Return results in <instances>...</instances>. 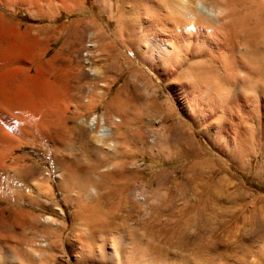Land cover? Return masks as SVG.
I'll list each match as a JSON object with an SVG mask.
<instances>
[{
	"label": "rangeland",
	"instance_id": "1",
	"mask_svg": "<svg viewBox=\"0 0 264 264\" xmlns=\"http://www.w3.org/2000/svg\"><path fill=\"white\" fill-rule=\"evenodd\" d=\"M145 1L106 0L113 6L105 11L97 0H81L80 10L63 8L54 20L26 5L11 9L23 32L32 26L26 39L35 49L47 48L30 74L40 71L49 94L27 135L15 133L19 148L12 156L35 164L25 205L30 216L14 222L11 192L0 195L7 217L0 222L1 247L33 246L32 258L25 262L11 252L6 264H264V5L242 8L237 17L241 56L246 59L251 46L259 57L250 62L259 69L252 64L251 79L227 82L219 57L189 49L184 71L206 61L212 81L220 80L212 82L220 86H213L216 95L205 96L193 93L182 70L165 79L146 60ZM85 18L101 25L105 40L94 27L72 29ZM63 24L61 33L41 29ZM90 60L113 85L105 101H94L75 119L78 66L87 71ZM216 72L222 75L215 78ZM176 86L187 98L185 108L181 96L172 98ZM104 114L122 119L115 130ZM80 118L91 130L78 133Z\"/></svg>",
	"mask_w": 264,
	"mask_h": 264
},
{
	"label": "bare ground",
	"instance_id": "2",
	"mask_svg": "<svg viewBox=\"0 0 264 264\" xmlns=\"http://www.w3.org/2000/svg\"><path fill=\"white\" fill-rule=\"evenodd\" d=\"M66 1L67 0H0V7L5 6V10L0 12V171L5 172V174H3L4 172H2L4 177H0V195L3 196L7 191H9V193L11 192L9 195H7V197L10 196L8 200L11 202L12 201L11 198H12L17 205V210L14 209L15 211L11 216L13 217L14 222L17 220L20 221L23 219L25 220V217L29 215V213H31L29 212V210L25 209L26 207L25 205L27 203L29 204L32 198V196L29 194L30 191L28 190L29 178L31 175L34 174V169H35V164L26 163L25 155L14 156V157L12 156V153L17 148H19V146L16 147L15 145V142L17 141V137L15 136V133L18 132L21 133L22 135L25 136L27 135V132L29 131L30 128L29 127L30 119L32 116H36L43 111V109L45 108V102L48 99L47 95L49 94V91H47L48 83L44 81V78L39 70L37 74H35V76H33V74H30V71L33 68L34 64L37 65L41 64L42 62L41 59L43 55L47 53V48L43 47L37 50L38 49L37 47L39 46H36L35 43L34 45H32L33 42L32 43L29 42L31 41L29 39L31 37L30 34H32L30 32L32 30V26L27 27L26 30L24 29L25 32H23L21 29V25L16 23V21L12 18L13 15L11 16V9L17 5H26L28 6L31 13L37 15V17H47L54 20L58 17V12L62 11L63 8L67 9V11L69 10L70 12L74 10H80L81 0H70L71 2L70 4L72 7L71 6L66 7L68 6L65 4ZM146 1L148 3L146 4L147 10H144V12L146 11L145 13L147 15V22H148L147 28L149 27L148 28L149 36L148 38L143 39L144 40L143 45L145 47L144 52L146 54L145 58L146 60H148V62H150L153 66L157 68L160 75H163L165 79H172L174 76H176L178 72H181L182 70V72L186 73L187 78H189L188 76H190L189 79L190 81H188L190 82L189 88L191 90H194L193 93L196 92L200 93L202 92V90L203 92L205 91L204 95L206 93L208 94L210 93L213 94L214 96L215 92L217 93V90L220 88V86L217 85L214 86V84L216 83V81H218V79L214 80L215 83L214 81H212V79L210 78L211 75L209 74L210 68L207 65L208 63L206 61L205 62L202 61L205 64L204 63L197 64V62H195L197 64L195 65L192 63V65L189 67V69L186 70V72L182 68L183 65L187 63L186 61L188 60L189 49H191L192 47L195 48L196 52L200 53L202 56H209V58L210 56L211 58L216 57L215 60H217V57H219L221 61L219 60L218 64H220L221 62L222 68L221 67L220 68L224 69V73H225L224 79L227 80V82L232 81L235 83H239L240 81H243V79H245L246 77L247 78L249 77L251 79L250 76L253 75L252 68L253 70L255 69V71L256 69L257 71L259 70L257 67L258 65L256 66L253 64L255 62L254 60H259V57L258 59H256L257 57L256 55L255 57H253L254 56L253 49L251 48V46H246L245 44L246 50L248 51L249 55L246 56V59L243 58L244 55L241 56L240 54L241 44L239 43L236 29H237V20H238L237 17L241 9L242 8L247 9L249 7H253L254 5H258L262 7L264 5V0H237L239 2V5L238 3L234 4L236 0H146ZM97 2L101 6L102 10L105 11L108 10L107 8L113 6V5L110 6L109 3L108 6L106 0H97ZM110 12L113 13V10H110ZM66 26L67 25L63 24L60 27L54 26L53 28L52 27H48V28L40 27V28L46 29L47 31H53V33L54 32L61 33L63 28H66ZM90 27L96 28L100 38L105 40L106 37L105 34L103 33V28L101 27L100 24L95 23L93 20L86 18L83 20H75L72 29L79 30L82 28V31L85 32V30H87ZM248 27H250V25ZM28 35H29V39H26ZM254 43H256L255 39H254ZM102 46H104V44ZM40 50L42 51V53ZM249 52L250 53L252 52V54H250ZM195 55L196 54H194V56ZM202 59L204 60L205 58ZM250 62H253L252 63L253 66L256 67L251 68L252 64L250 66ZM214 63L216 64V62ZM212 65L210 66L212 67ZM87 66H88L86 68L87 71L83 70L82 67L78 66V71H77L78 83L75 88L76 89L75 119H77V117H80V115L82 117L83 112L87 110L94 101L95 102L105 101L108 95V91L113 85L112 83L107 81L108 77L101 76L99 74L100 72L98 73L97 68L96 69L95 67L92 68L91 60L87 62ZM216 66L219 67L220 65L216 64ZM216 66L214 68L215 71L217 68ZM217 71L219 72L220 70ZM240 73H243L244 76L241 75ZM221 75H218L217 73V76L215 78ZM212 77H214V75H212ZM100 81L103 82L101 84L102 87L98 88L97 83H100ZM176 81L177 80L175 79V82ZM219 81L217 83L220 85ZM86 84H88V86ZM213 86L218 87V89L215 92ZM234 86L237 85L234 84ZM223 87L225 88V86ZM223 87L222 89H224ZM179 89L180 87L178 86H176L174 89L172 88V93H173L172 98L173 100L177 101L178 100L177 97L179 96V100H180V96H181L180 106L185 108L187 107L188 101L185 96L181 95ZM219 91L221 92V89ZM221 95L223 96L224 94ZM209 100L210 102L212 101L211 99ZM113 101L117 102L116 103L117 105L118 102L120 104L122 102L117 100L116 101L113 100ZM108 102L109 101L105 103ZM108 106L106 104V107ZM111 107L112 106H110L109 108ZM118 109H120V107H118L117 110ZM111 115L113 116L114 114ZM122 116L124 117V115ZM82 118H80L79 122L76 125V129L78 130V133L86 132L88 129L87 126L89 127V129L91 127L90 122L89 121L85 122V120ZM101 119L104 120L106 124L108 123L110 129L113 130H115L114 127L116 126L118 127L120 121H122V119L118 115L114 117H110V115L108 114L102 115ZM97 121L98 120H96V122ZM19 143H21V141ZM115 143L116 140L114 144ZM10 159H12L11 163L8 162ZM9 183H11L12 185L10 184L11 185L10 186ZM6 184H8V186L11 188H8ZM42 187L43 186H41V188L38 189L39 196L45 194L44 189ZM4 210L5 209L0 207V222L6 221L7 217H5L4 215ZM30 247L24 246L23 243V245L17 248L18 250L17 249L14 250L11 247L9 249H6L5 247L4 248L1 247L0 245V263L6 264V261L8 260L10 261L8 257H11L12 255L11 252L14 253L15 256H18L17 254H21L23 261L31 260L33 246L32 248Z\"/></svg>",
	"mask_w": 264,
	"mask_h": 264
}]
</instances>
